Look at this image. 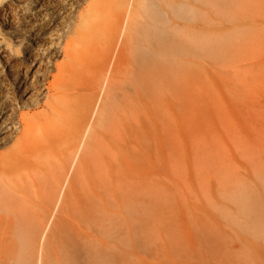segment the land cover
Segmentation results:
<instances>
[{"label":"rangeland","instance_id":"rangeland-1","mask_svg":"<svg viewBox=\"0 0 264 264\" xmlns=\"http://www.w3.org/2000/svg\"><path fill=\"white\" fill-rule=\"evenodd\" d=\"M167 1L170 22L178 23L166 32L172 46L182 45L193 30L200 36L199 89L190 98L196 111L173 105L169 77L162 89L154 78L145 98L132 94L136 123L122 133L129 163L110 162L117 185L101 191L98 205L95 194L87 193L82 217L68 205L105 102V92L99 94L54 198L44 202L45 193L40 194L23 235L13 233L10 224L7 264H264V0ZM193 3L195 13L186 10L182 19L183 8ZM179 8L181 13L173 11ZM161 55L169 65L177 60L168 51ZM148 103L168 109L151 111ZM162 174L165 200L151 214L148 236L130 234L124 204L130 193L123 188L139 191L146 176L157 182ZM133 200L140 206L141 193ZM86 201L82 196L81 203Z\"/></svg>","mask_w":264,"mask_h":264},{"label":"bare ground","instance_id":"bare-ground-1","mask_svg":"<svg viewBox=\"0 0 264 264\" xmlns=\"http://www.w3.org/2000/svg\"><path fill=\"white\" fill-rule=\"evenodd\" d=\"M169 8L167 0H0V264L8 261L10 224L21 236L40 194L45 193L44 202L56 195L99 94L105 92V102L80 160L79 188L68 205L82 217L90 202L87 193L95 194L91 202L98 205L101 191L112 192L117 185L110 162L122 158L129 163L122 133L136 123L132 94L145 98L154 78L162 89L169 77L173 105L196 111L190 98L199 89L200 36L193 30L182 45L172 46L166 32L178 23L170 22ZM197 8V3L183 8L182 19L186 10L193 14ZM162 51L177 60L169 65L161 60ZM148 105L151 111L168 109L164 103ZM159 177L154 182L146 176L139 191L128 184L123 188L130 193V202H124L130 234L148 236L151 214L165 200V176ZM138 192L140 206L133 200Z\"/></svg>","mask_w":264,"mask_h":264}]
</instances>
